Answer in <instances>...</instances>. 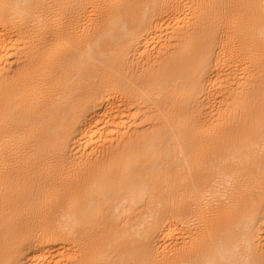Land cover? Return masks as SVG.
<instances>
[{
  "label": "bare ground",
  "instance_id": "bare-ground-1",
  "mask_svg": "<svg viewBox=\"0 0 264 264\" xmlns=\"http://www.w3.org/2000/svg\"><path fill=\"white\" fill-rule=\"evenodd\" d=\"M194 1L0 0V264H264V0Z\"/></svg>",
  "mask_w": 264,
  "mask_h": 264
},
{
  "label": "rangeland",
  "instance_id": "rangeland-1",
  "mask_svg": "<svg viewBox=\"0 0 264 264\" xmlns=\"http://www.w3.org/2000/svg\"><path fill=\"white\" fill-rule=\"evenodd\" d=\"M197 0H195L192 4H194ZM67 17V16H65ZM7 54H13L16 53L17 48L15 46H9L7 48ZM33 57H27L25 60H21L23 63V65L29 64L31 63ZM130 61L132 62V66L129 67V72L132 76H136L140 79L145 78L147 72L151 69V65H148V61L141 59V57H138L136 55H133L130 58ZM20 62H16L15 65L13 66V69L16 70L20 67ZM156 63H160V61L156 62ZM257 76L256 79H259V75H255ZM171 83V82H170ZM145 84V82H140V85ZM174 86L173 84H169L168 87L165 88V92H161V93H157L154 92L152 94V96H148L146 98H140L137 102H136V106L138 107L137 112L141 115V120H140V124H138V127H135L134 131L136 134H143L146 132H149L153 129V122H154V118L156 116V114L159 111V107L163 106L164 101L166 99V93L168 91H172L174 90ZM228 89V86H225V90ZM236 93V91H235ZM232 94L234 95V93L232 92ZM203 96V92H200L197 97L195 99H200ZM238 96H242L243 94H239ZM205 97V96H204ZM228 101L231 100L233 97H230V95H227ZM193 99V100H189L190 106L194 109L197 108V101ZM221 100L220 95L217 94V96H208L205 97L204 101L207 103L206 106V118H210L211 115L213 113H216L217 110H215V107L219 104V101ZM247 102H249V100L244 101V103L246 104ZM216 105V106H215ZM220 105V104H219ZM167 107V106H166ZM192 110V109H191ZM104 135L106 136L104 138V142L106 143L103 146L104 148H112V147H116L118 146L120 143V141L118 140L117 137H114L112 134H110V132H105ZM79 137V130L76 131L72 138L69 140V146L68 148H74L76 146L77 143V138ZM109 142V143H108ZM52 152V151H51ZM104 154V153H103ZM12 153L8 154L5 158L8 161V167H11L13 165H15V162L12 159ZM53 157V159L55 160L56 158L59 159V156H54V153H51V158ZM102 156H99L98 158H101ZM21 158V157H20ZM29 164V162H27ZM74 169L78 168V165H74L73 166ZM72 169V168H71ZM151 241L153 242V244L156 246H158L161 242V239L158 235H154L151 239Z\"/></svg>",
  "mask_w": 264,
  "mask_h": 264
}]
</instances>
